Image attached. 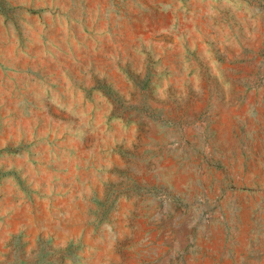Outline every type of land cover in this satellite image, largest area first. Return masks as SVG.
Returning <instances> with one entry per match:
<instances>
[{
    "label": "rangeland",
    "instance_id": "obj_1",
    "mask_svg": "<svg viewBox=\"0 0 264 264\" xmlns=\"http://www.w3.org/2000/svg\"><path fill=\"white\" fill-rule=\"evenodd\" d=\"M0 264H264V0H0Z\"/></svg>",
    "mask_w": 264,
    "mask_h": 264
}]
</instances>
